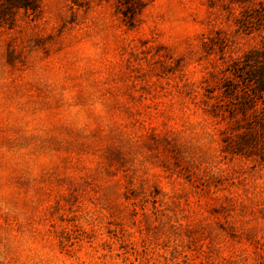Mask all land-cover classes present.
Returning a JSON list of instances; mask_svg holds the SVG:
<instances>
[{"label":"rangeland","instance_id":"1","mask_svg":"<svg viewBox=\"0 0 264 264\" xmlns=\"http://www.w3.org/2000/svg\"><path fill=\"white\" fill-rule=\"evenodd\" d=\"M264 0H40L0 22V264H264V104L228 88Z\"/></svg>","mask_w":264,"mask_h":264},{"label":"trees","instance_id":"2","mask_svg":"<svg viewBox=\"0 0 264 264\" xmlns=\"http://www.w3.org/2000/svg\"><path fill=\"white\" fill-rule=\"evenodd\" d=\"M40 0H0V22L12 18L16 10L35 11ZM254 25L264 29V4L258 10L244 13L237 21L243 31L250 30ZM231 85L228 88L245 103L255 105L258 101L264 104V39L260 46L247 53L231 68ZM264 128V126H262Z\"/></svg>","mask_w":264,"mask_h":264}]
</instances>
